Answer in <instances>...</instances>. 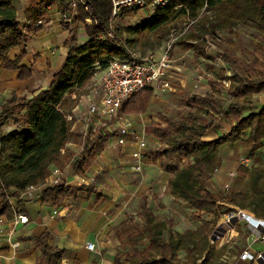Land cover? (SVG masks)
<instances>
[{
	"label": "trees",
	"instance_id": "16d2710c",
	"mask_svg": "<svg viewBox=\"0 0 264 264\" xmlns=\"http://www.w3.org/2000/svg\"><path fill=\"white\" fill-rule=\"evenodd\" d=\"M52 3L58 5L68 31L64 40L68 50L47 87L36 89L32 96L12 94L0 107V217L11 219L15 211H26L23 201L16 210L11 199H19L27 185L43 181L45 165L72 158V152L63 153L61 149L72 134V108L92 75L104 69L111 58L131 59V48L149 36L159 40L172 28L181 27L180 36L175 39L183 48L206 57H221L233 74L227 76L226 84L211 79L209 90L194 94L195 108L181 115L176 123L154 122L147 130L161 142L151 155L169 172L165 191L211 218H200L199 226L176 231L172 221L159 216L144 196L139 203L138 220L127 216L112 226L119 246L109 264H196L198 259L199 264L219 263L227 245L213 247L208 233L219 214L230 207L228 204L264 217V160L257 159L264 146V104L242 114V108L252 102V95L264 90V36L247 52L251 58L247 63L232 54L212 53L206 43L218 31L244 22L253 23L264 33V0H172L131 24L114 21L110 0H24L22 18L14 0H0V67L17 70L18 78L32 74L20 61L26 54L27 42L43 27L37 19L46 16ZM134 12L138 10L122 15L131 18ZM86 17L92 19L91 23L80 30L73 27V23L84 22ZM14 46L22 50L10 58ZM151 96L152 90L145 87L124 103L123 110L145 112ZM209 107L235 120L211 138L206 136L210 123L203 117ZM7 127L11 128L6 130ZM97 138L106 137L94 133L84 138L83 151L72 162L78 171L82 156H91ZM241 139L253 161L250 165L239 164L236 175L247 179L248 188L232 190L221 199L218 192L208 189L207 179L221 164V145ZM82 187L88 192L94 189L92 185ZM72 188L63 180L45 186L41 192L44 201L58 204L72 193ZM33 239L39 250L34 264H63L65 248L52 245L45 232ZM181 251H186L184 259L180 258Z\"/></svg>",
	"mask_w": 264,
	"mask_h": 264
},
{
	"label": "crops",
	"instance_id": "0c3cea01",
	"mask_svg": "<svg viewBox=\"0 0 264 264\" xmlns=\"http://www.w3.org/2000/svg\"><path fill=\"white\" fill-rule=\"evenodd\" d=\"M20 1L21 0H14V3ZM22 1L24 3V0ZM17 10L19 16L22 17L23 7L19 11V7L17 6ZM42 20L41 24L43 27L27 42L25 47L26 54L20 61L31 69L32 74L28 77L18 78L17 70H6L0 67V107L12 94L16 93L18 95L32 96L36 89L47 87L52 80L53 73L62 65L68 50L67 46L64 44L68 31L62 24L60 12L56 3L51 4L46 12V16ZM21 50L19 46L12 47L9 52L10 58L17 55ZM212 70L214 69L212 68ZM212 70L210 65L208 67L207 63L206 65H194L192 67L182 64L175 65V67L172 65L168 74L169 77L170 75L172 76V81H177V84L172 83V89L166 91L151 89L152 96L148 109L145 112L128 113L122 110L119 117H116V119H120L119 121L117 120L119 128L123 125H126L128 129L131 127V122L128 117L140 118L142 122H144L143 124H148V126L152 125V123H154L152 120H156V116L159 112L158 109L160 104L157 101H160L161 95H164L167 91H177V89L180 88L178 89L179 92L182 89V91L195 94L204 93L206 90H209V84L211 79H213L210 76ZM100 74L101 70H98L92 75V79L85 91L81 94L78 102L72 108V134L66 141L62 151L63 153L72 152L73 155L70 160L60 164L64 167V181L70 183L71 178L81 176L85 182H88L87 179L82 176L89 175L94 171L93 168L98 167L93 164V158H95V161L100 162L102 166L99 169H95L93 179L104 177L103 181L98 183L100 186H97V184L94 186V184H92L94 189L90 192L83 188L85 189L83 194L82 192H77L75 198L71 199L67 196L58 204H51L44 201L41 189H37L32 196L22 195L19 199H11V203L16 210H18L19 205L22 204L23 201L26 210L24 212L27 213L28 220L13 228L11 222L12 218L7 219L5 217H0L2 218V221H0V264H34L38 258L39 250L36 248L33 237L42 232L47 234V239H49L52 245L54 244L65 248L62 258L63 264H109L113 254L119 246L118 237L113 233L112 226L125 217L133 216L138 212L137 199L142 193V183L140 180L134 179L133 174L141 172L145 162H147L150 157L154 159L151 155V151L161 145L159 138L155 134L143 131L146 136L147 150L142 157V169L139 172L132 169V150L135 145L130 139H127L123 144L117 143L119 128L113 131L114 138H109L106 136L107 134L100 132V135L106 137L105 140L97 138L91 156H88V154L82 156L80 171L75 168V165H72L75 158L80 156L83 151L84 138L80 135V132L84 122L83 119L87 114L86 105L90 102L100 100L101 97ZM227 82H225V84ZM251 101L250 104L242 108V114L254 111L264 104V90L255 92L251 97ZM216 116L218 117L217 121L212 125L209 124L206 130L207 137L211 138V136L222 133L235 121L233 117L230 115L226 116L223 113ZM89 118L95 121V129L102 124L103 121L107 120L104 118L101 122V120L97 119L96 114L90 115ZM155 122H161L162 125L165 124L163 121ZM10 128L11 127H7L6 130ZM95 129L89 133V135L97 133ZM226 144L228 143L226 142L223 146ZM98 146L101 148V151L97 152L95 149ZM258 156L257 154V157ZM154 160H156V165L151 169V172H154L152 176L154 177L152 197L153 201L157 202L159 200L161 201V199L166 196L165 187L168 182L169 172L161 167L157 159ZM109 162L118 164V166L115 165L111 168L109 167ZM50 165H47L46 169H49L51 167ZM117 167L119 171L114 174L113 172L116 171L115 169ZM111 169L113 170L112 172L110 171ZM121 170L124 173H121ZM228 173L229 172L225 173L221 171V168L219 170L218 167L210 175V180H212L211 185H218V187L223 188L224 184L228 183L231 185L232 183V186L238 187V183L242 178H239V180L235 179L237 175L231 176ZM145 175V178L148 179L149 172ZM152 177L150 178L153 179ZM231 179H235L236 182ZM143 182L146 181L143 180ZM241 184L244 186L242 190L248 188L247 179L243 178V183L241 181ZM94 190L97 191V195L95 200L92 201L91 192ZM144 196L147 197L148 201V194H142V197ZM12 229L13 235L10 236L9 231ZM248 231L249 230L244 224L240 225L241 235L247 238ZM87 241H93L96 250L92 251L88 249L86 247ZM13 242L19 243L15 249L11 246ZM258 243L262 245V248L258 249H264V244L259 241L252 243L251 247L258 250L254 248V244ZM229 247L230 249L226 248V252L218 260L226 261L228 264H259V262L238 260V250L232 249L231 246ZM101 259H104L103 263H101ZM197 261H200V259Z\"/></svg>",
	"mask_w": 264,
	"mask_h": 264
},
{
	"label": "rangeland",
	"instance_id": "374dc122",
	"mask_svg": "<svg viewBox=\"0 0 264 264\" xmlns=\"http://www.w3.org/2000/svg\"><path fill=\"white\" fill-rule=\"evenodd\" d=\"M16 6L19 7V11L23 7V1L21 0L20 2L15 3ZM135 14L131 16V18L123 17L121 15L119 18L115 19L116 20H121L125 23L131 24L134 23V21H137L141 18H145L144 16V9H141L139 12H134ZM147 14V12H146ZM22 18V17H21ZM91 18L86 17V20L84 22L82 21H76L73 23L74 28H78L80 30L81 28H84L87 24L91 23ZM180 28H172L170 33L167 34L166 36L162 37L161 39H153L152 37L149 36V39L141 44H135L133 48H131L130 52L131 55L141 59L143 57H149L150 54L156 53L159 55L164 48H166L170 44V58L172 60V65L175 67V65H184V66H198V65H210V68L212 70L211 73V78L216 79L217 81L222 82L223 84L227 82L228 75L233 74L226 62L221 58V57H206L200 54H197L193 52L192 49H185L181 45V43L177 42V38L180 36ZM186 27H182V29H185ZM264 33L259 29L256 28L253 23L251 22H244L237 24V26L231 28L230 30H225L223 29L222 31H218L215 35L214 38H208L206 41L208 44V48L210 52L214 53H227V54H232L236 58H240L243 63L250 62L251 58L250 55L247 53L248 51H251L255 47V43L262 41L263 40ZM176 38V39H175ZM159 53V54H158ZM224 72L221 71V68H224ZM172 76L170 75L169 79L170 81L174 84H177V81L173 80L172 81ZM179 86V84H178ZM180 89V88H178ZM177 91H167L164 93V95H161L160 101H157L160 105L159 107V112L156 116V120H152L153 122L155 121H163V123L167 124L172 122L173 124L176 123L181 115H184L188 113L190 110H193L195 106L197 105V101H194L193 96L194 94H190L185 91L179 92ZM220 114L218 110L213 109L212 107L208 108V113H206L203 117L205 121H209L210 125L214 124L217 121V116ZM118 116H113L106 118L107 120L103 121L102 124L96 127L97 133H103L107 134L106 136L109 138H114V130L118 129V121L120 119H116ZM131 122V127L129 128L130 135L132 136H137L140 133L147 132V126L148 124H143L142 119L140 118H129ZM118 120V121H117ZM228 144L226 145H221L220 147V161H221V167L219 165V170L221 168V171L227 173L229 170H236V167H238V163H240V159L242 156H247V147L244 144V141L241 139L240 141L237 142H227ZM264 145V144H263ZM101 148L98 146L96 147L95 150L101 151ZM259 156L257 159L263 161L264 160V146L260 149V152L257 153ZM93 164L95 166L97 165L98 167L93 168L94 171L95 169L101 168L102 164L98 161H95L96 159L93 158ZM224 161V162H223ZM156 160L152 159V157L149 158L147 162L144 164V168L142 169L141 172L133 174L134 179L140 180L142 183L141 190L142 193L139 195V198L137 199V211L139 210V203L142 199V194L147 193L149 196V203L152 205L153 209L156 211V213L164 218L167 221H172V227L176 231H183L185 228H195L199 226L200 224V218H210V215L206 214L205 212H197L195 211L194 208L189 206L185 201H181L178 199H174L171 195H169L166 191V196L161 199V201L154 202L153 201V180L154 177L153 173L151 172V169L156 165ZM118 166V164L110 163L109 162V167H114ZM236 166V167H235ZM113 173H118L119 169L118 167L115 169ZM92 171L87 176H82L83 178L87 179L88 182H85L81 176L74 177L70 179V184L73 185L72 188V193L68 194V197L75 198V195L77 192H82V194L85 192V189H83L82 184H97V186H100L98 183L103 181V178H94L95 172ZM111 172L113 171L112 169L110 170ZM91 172V171H90ZM121 173L122 170L120 171ZM149 172V176L147 177L148 179L145 178V174ZM84 174V173H82ZM79 175V174H78ZM152 177L153 179H151ZM211 176L207 179V187L210 190H214L218 192L221 197V199L224 198V196H227L228 192L232 190H242L244 186L241 184V181L243 183V178L241 181L238 183V187L224 184L223 188L218 187V185H211ZM235 179L239 180V177L237 176ZM235 179H231L235 181ZM145 180L146 182H143ZM236 182V181H235ZM242 185V186H240ZM97 190V188H96ZM94 190L91 192V200L94 201L96 197L97 191ZM157 208V209H156ZM134 218L138 220V212H136L134 215ZM232 249L235 250V247H237L236 242H232ZM254 248H262L261 243L254 244ZM230 249V247H229ZM186 255V251H181L180 252V258L184 259ZM200 261H197L196 264H199ZM228 264L226 261H220L217 264Z\"/></svg>",
	"mask_w": 264,
	"mask_h": 264
},
{
	"label": "built area",
	"instance_id": "2783aa9c",
	"mask_svg": "<svg viewBox=\"0 0 264 264\" xmlns=\"http://www.w3.org/2000/svg\"><path fill=\"white\" fill-rule=\"evenodd\" d=\"M172 0H110V15L115 20L124 12L137 9L138 12L144 9V15H148L157 6H162ZM75 1L72 2L74 4ZM75 5V4H74ZM87 8V7H86ZM147 12V14H146ZM37 23H42V19H37ZM111 35V32H108ZM164 50L156 55L150 54L149 57H143L138 60L132 56L131 59L111 58L100 74V91L101 97L98 101L88 103L86 106V116L81 126V136L87 137L95 129V121L89 116L96 114L98 120L119 115L124 103L140 92L143 88L149 87L152 90L166 91L172 89L173 85L169 79L168 71L172 67L170 58V44ZM96 119V120H97ZM130 131L126 125L119 128L117 143L123 144L127 139L135 145L132 150V169L136 172L142 169V157L147 150V141L144 133L137 136L129 134ZM63 149H61L62 151ZM63 152V151H62ZM253 160L251 157L242 156L239 164L250 165ZM51 164V163H50ZM49 164V165H50ZM49 169L47 165L43 168L45 179L36 184L27 185L21 192V196H32L37 189H43L47 185L59 183L63 181L64 167L60 163H52ZM231 176H236V171H229ZM230 207L219 214L218 221L209 231V243L213 247L233 245L237 243L238 260H246L259 262L264 264V249L255 250L251 247L254 242H262L264 244V217L255 216L252 212L238 205L228 204ZM55 211V210H54ZM28 220L27 213L23 214L15 211L11 222L13 228L18 224H23ZM2 221V218H0ZM249 230L247 238L240 233V225ZM9 235H13V229L9 231ZM19 245L17 242L11 244L12 248ZM86 247L92 251L96 250L93 241H87ZM104 259H101V263Z\"/></svg>",
	"mask_w": 264,
	"mask_h": 264
}]
</instances>
